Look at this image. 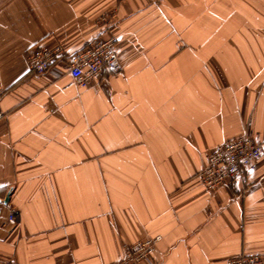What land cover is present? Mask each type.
I'll return each instance as SVG.
<instances>
[{
    "label": "crops",
    "instance_id": "crops-1",
    "mask_svg": "<svg viewBox=\"0 0 264 264\" xmlns=\"http://www.w3.org/2000/svg\"><path fill=\"white\" fill-rule=\"evenodd\" d=\"M104 36L121 73L75 86L67 58ZM36 46L63 59L37 75ZM0 93V259L118 264L155 236L153 264L264 254V0H0ZM245 132L258 168L207 191Z\"/></svg>",
    "mask_w": 264,
    "mask_h": 264
},
{
    "label": "built area",
    "instance_id": "built-area-1",
    "mask_svg": "<svg viewBox=\"0 0 264 264\" xmlns=\"http://www.w3.org/2000/svg\"><path fill=\"white\" fill-rule=\"evenodd\" d=\"M115 1L118 5L126 0ZM114 13L113 10L111 15L108 18L103 17L101 22L108 24ZM172 44L177 49L184 47L178 38L174 39ZM116 47L114 37L104 36L67 58V74L71 82L79 88H84L89 83L102 79L105 73L111 76L120 74L122 66ZM63 56L64 50L61 47L48 49L36 46L27 58L28 68L37 75L47 73L54 63L63 59ZM261 156V145L252 133L245 132L217 146L199 171L198 178L203 187L211 193L225 184H243L248 175L258 168ZM160 239L159 236H155L124 245V257L118 264H153L152 257ZM0 264L18 263L11 259H0ZM225 264H264V254L242 255L226 260Z\"/></svg>",
    "mask_w": 264,
    "mask_h": 264
},
{
    "label": "water",
    "instance_id": "water-1",
    "mask_svg": "<svg viewBox=\"0 0 264 264\" xmlns=\"http://www.w3.org/2000/svg\"><path fill=\"white\" fill-rule=\"evenodd\" d=\"M7 200V199H6Z\"/></svg>",
    "mask_w": 264,
    "mask_h": 264
}]
</instances>
